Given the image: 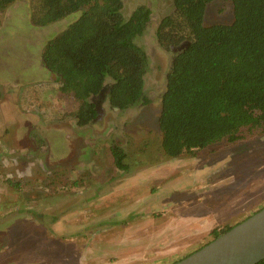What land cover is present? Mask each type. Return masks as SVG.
Segmentation results:
<instances>
[{
	"label": "rangeland",
	"instance_id": "rangeland-1",
	"mask_svg": "<svg viewBox=\"0 0 264 264\" xmlns=\"http://www.w3.org/2000/svg\"><path fill=\"white\" fill-rule=\"evenodd\" d=\"M122 2L126 18L151 10L138 40L148 102L115 110L105 89L86 126L41 58L78 14L39 26L31 0L0 13V264H173L264 207V134L165 153L158 120L173 54L156 31L174 0ZM232 21L229 0L208 5L205 24Z\"/></svg>",
	"mask_w": 264,
	"mask_h": 264
},
{
	"label": "trees",
	"instance_id": "trees-1",
	"mask_svg": "<svg viewBox=\"0 0 264 264\" xmlns=\"http://www.w3.org/2000/svg\"><path fill=\"white\" fill-rule=\"evenodd\" d=\"M16 1L0 0V13ZM213 1L174 0L173 13L157 27L159 45L173 54L158 120L162 148L172 158L264 134V0H229L233 21L207 25ZM30 7L39 26L78 14L41 58L59 92L77 103L79 126L95 121L91 98L105 89L115 110L148 102L149 57L138 40L149 26V7L139 6L129 18L122 0H31ZM119 150L112 149L115 164L125 170ZM233 227L214 230V239Z\"/></svg>",
	"mask_w": 264,
	"mask_h": 264
},
{
	"label": "water",
	"instance_id": "water-1",
	"mask_svg": "<svg viewBox=\"0 0 264 264\" xmlns=\"http://www.w3.org/2000/svg\"><path fill=\"white\" fill-rule=\"evenodd\" d=\"M263 260L264 207L207 245L173 264H257Z\"/></svg>",
	"mask_w": 264,
	"mask_h": 264
},
{
	"label": "flooded vegetation",
	"instance_id": "flooded-vegetation-1",
	"mask_svg": "<svg viewBox=\"0 0 264 264\" xmlns=\"http://www.w3.org/2000/svg\"><path fill=\"white\" fill-rule=\"evenodd\" d=\"M104 92V91H103ZM103 92H102V94H103Z\"/></svg>",
	"mask_w": 264,
	"mask_h": 264
}]
</instances>
